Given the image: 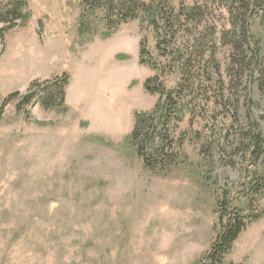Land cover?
Here are the masks:
<instances>
[{"label": "rangeland", "instance_id": "obj_1", "mask_svg": "<svg viewBox=\"0 0 264 264\" xmlns=\"http://www.w3.org/2000/svg\"><path fill=\"white\" fill-rule=\"evenodd\" d=\"M25 1L28 21L0 24L11 27L0 39V110L11 95L39 93L67 76L66 110L42 106L47 89L24 110L17 99L2 110L0 264H198L219 230L216 192L238 201L246 194L245 151L214 155L208 176L201 125L187 118L178 166L150 173L129 138L136 115L159 99L145 88L155 72L140 64L144 44L165 67L154 30L140 19L109 29L104 13L83 15L82 0ZM170 1L175 8L202 2ZM254 94L258 100L257 87ZM255 114L264 135V106ZM223 264H264V217Z\"/></svg>", "mask_w": 264, "mask_h": 264}, {"label": "trees", "instance_id": "obj_2", "mask_svg": "<svg viewBox=\"0 0 264 264\" xmlns=\"http://www.w3.org/2000/svg\"><path fill=\"white\" fill-rule=\"evenodd\" d=\"M80 5L83 15L88 11L104 13L109 29L118 27L114 21L120 25L140 19L155 32L158 58L165 61V67L148 58L144 44L140 64L155 72L145 88L159 99L151 112L136 115L129 138L145 169L165 176L178 166L177 144L187 141L178 129L187 118L190 127L201 125V154L210 162L205 165L211 171L208 176L214 171V155H223L235 146L234 151H245L251 166L246 194L238 201L230 197V191L216 192L219 230L211 249L198 262L223 264L240 235L264 217L260 208L264 199V135L255 114L264 106V0H202L192 6L182 2L179 8L170 0H82ZM27 8L25 0L10 1L0 7V24L28 21ZM10 28H0V39ZM169 77L175 80L172 89L167 85ZM45 85L39 93L31 88L30 94L11 95L0 117L7 103L17 99L18 110H24L46 89L50 93L42 98V106L66 110L68 77Z\"/></svg>", "mask_w": 264, "mask_h": 264}]
</instances>
